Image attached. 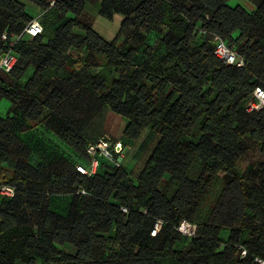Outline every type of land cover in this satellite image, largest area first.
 Returning a JSON list of instances; mask_svg holds the SVG:
<instances>
[{
	"label": "trees",
	"instance_id": "1",
	"mask_svg": "<svg viewBox=\"0 0 264 264\" xmlns=\"http://www.w3.org/2000/svg\"><path fill=\"white\" fill-rule=\"evenodd\" d=\"M30 1L44 11L43 33L15 46L17 64L6 73L12 82L0 77V100L17 109L11 124L0 120V183L17 189L0 200V264H256L264 257V163L252 167L258 181L245 184L250 153H264V109L247 110L255 89L264 88V27L255 25L264 23V0L252 12L230 0H101V15L123 16L112 41L78 18L92 0ZM33 19L26 3L0 0V37L14 38ZM153 31L159 35L150 44ZM214 35L244 58L243 67L215 55ZM29 66L34 74L25 83ZM80 76L79 87L99 92L128 121L125 137L136 141L148 129L160 137L135 181L121 166L100 172L104 157L94 177L79 173L93 143L83 138L86 162L72 173L14 159L18 133L37 129L65 93L60 84ZM196 161L204 166L193 179ZM213 176L229 178L225 196L210 203L226 215L199 225L194 217ZM171 182L176 189L167 194ZM46 187L70 198L54 208L41 200L52 195ZM246 220L251 237L242 242ZM157 221L163 224L152 236ZM184 221L197 226L194 236L179 232ZM224 228L231 232L226 243ZM182 238L191 240L190 250H178ZM95 247L105 250L102 258Z\"/></svg>",
	"mask_w": 264,
	"mask_h": 264
},
{
	"label": "rangeland",
	"instance_id": "2",
	"mask_svg": "<svg viewBox=\"0 0 264 264\" xmlns=\"http://www.w3.org/2000/svg\"><path fill=\"white\" fill-rule=\"evenodd\" d=\"M26 3L28 10L33 15L34 19L43 21V10L36 6L30 0H20ZM258 0H230L229 5L231 7H245L249 12L255 10ZM101 0H92L82 15L78 18L85 22H88L102 37L112 41L117 35L123 20V16L117 14L112 18H106L100 13ZM71 18H75L74 15H69ZM256 28L264 27V23L255 24ZM130 35L129 31H126L122 38ZM158 32L153 31L147 35L148 42L153 44L158 38ZM74 57H77V51L72 52ZM80 66H76V70H79ZM34 74V68L28 67L23 81L27 83ZM0 77L12 82L11 77L0 71ZM83 77L75 78L64 85L60 84V88L65 89V93L55 103L54 111L48 114V117L40 124L37 129L29 130L24 129L18 133V144L13 149V157L15 160L26 162L31 167L40 166L46 172L60 173L62 171L74 172L75 166L79 163L86 162V156L82 149H79L82 138L88 142H96L98 140H107L111 143L123 142L127 147L124 161L120 165L129 171L131 178L135 181L142 170L144 169L148 158L150 157L153 149L156 147L160 137L151 132L149 129L144 131L141 138L132 141L125 137V129L128 121L114 113L106 105L100 101V93L89 92L82 86L79 87ZM78 85V86H77ZM76 88V89H74ZM50 91H48L49 93ZM43 97V96H42ZM45 97V96H44ZM17 115V109L7 99L0 100V120L11 124L15 120ZM47 115V114H46ZM2 128V127H0ZM147 144V148L143 150V144ZM248 159L249 166L245 171V184L247 187L258 181L256 177V170H252L255 163H264V153L259 149H255L253 153H250ZM104 165L100 169V172H105L111 168L118 167L115 160L109 158H102ZM203 163L196 161L190 173L191 178L195 179L200 176L203 170ZM210 184V195L206 204L200 209L197 215L194 217L195 222L199 225L202 222H210L218 217L225 216L226 212L214 210V207L210 203L220 197H224L226 190V183L229 178H222L220 176L208 177ZM176 189V186L171 182L164 191L167 194H171L172 190ZM45 192H49L52 195H44L42 201L44 203H50L54 208L56 206H64L67 200L70 198L66 195V191L45 188ZM65 193V194H64ZM3 204L0 203V208ZM248 221V220H246ZM251 223L248 221L246 231L242 237V242H248L251 235ZM231 232L229 229L224 228L221 233V238L224 243L228 242ZM191 240L188 238H182L179 246L180 251H188L191 248ZM222 249V248H221ZM220 249V250H221ZM65 250L69 253H73L72 247H65ZM95 258L100 259L106 253L101 247H95ZM234 258L238 259V251L233 252ZM39 264V263H37ZM163 264H174L172 261L164 262Z\"/></svg>",
	"mask_w": 264,
	"mask_h": 264
},
{
	"label": "built area",
	"instance_id": "3",
	"mask_svg": "<svg viewBox=\"0 0 264 264\" xmlns=\"http://www.w3.org/2000/svg\"><path fill=\"white\" fill-rule=\"evenodd\" d=\"M55 1L51 2L54 5ZM43 33V25L39 19H33L23 30V32L12 39H9L6 34L0 37V46L3 47L2 58L0 61V71L10 73L13 71L17 64V56L15 54V46L22 40L33 39ZM215 41V55L221 60L225 61L228 65L243 67L245 60L241 57L233 47L229 46L221 37L214 35ZM264 109V88L257 87L254 91L253 97L248 103L247 110L261 111ZM87 152L90 156L89 165H77L76 170L85 175L88 178L94 177L100 166V157L109 158L115 160L117 165L120 166L124 161L125 154L127 152L126 147L122 142L111 143L107 140H98L97 142L90 143L87 147ZM17 189L15 186L0 183V200L7 198L11 199L16 196ZM82 194H87L85 190H81ZM127 212V209H123ZM162 222L157 221L152 230V236L161 230ZM179 232L186 236H194L196 234L197 226L190 222L184 221L178 227ZM241 257L246 258L248 250L241 248ZM256 264H264V257H257L255 259Z\"/></svg>",
	"mask_w": 264,
	"mask_h": 264
},
{
	"label": "crops",
	"instance_id": "4",
	"mask_svg": "<svg viewBox=\"0 0 264 264\" xmlns=\"http://www.w3.org/2000/svg\"><path fill=\"white\" fill-rule=\"evenodd\" d=\"M1 58H2V52L0 51V61H1Z\"/></svg>",
	"mask_w": 264,
	"mask_h": 264
}]
</instances>
